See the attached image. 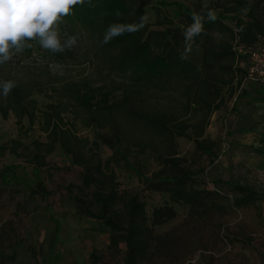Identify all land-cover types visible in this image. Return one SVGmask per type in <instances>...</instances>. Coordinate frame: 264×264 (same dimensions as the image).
I'll return each mask as SVG.
<instances>
[{"label":"trees","instance_id":"16d2710c","mask_svg":"<svg viewBox=\"0 0 264 264\" xmlns=\"http://www.w3.org/2000/svg\"><path fill=\"white\" fill-rule=\"evenodd\" d=\"M204 1L177 4V20L161 7L151 6L153 23L145 20L148 0H85L76 5L58 30L83 39L78 55L95 62L93 72L66 83L67 94L60 95L66 99L47 105L41 122L46 141L34 140L32 148L17 139L0 145V156L9 151L37 168L46 165V155L56 147L81 166L82 189H93L89 197L73 195L72 202L78 215L94 219L108 233V252L119 253L120 244L125 245L123 264H140L152 247L178 252L190 238L202 237L205 227L219 230L220 217L232 208L264 205L262 188L244 183L240 175L212 177L200 162L205 156L212 167L223 146L235 149L237 134L247 131L241 127L229 131L224 126L227 143L206 135L216 110L234 96L237 100L247 94V86L258 90L264 85L243 82L247 50L264 45V0ZM194 17L202 25L191 38L201 49L198 63L181 53L187 40L184 33L196 22ZM141 24L136 31H124L105 42L110 26ZM28 43L31 47L14 53L21 54L17 62L32 56L35 43ZM237 47L245 52L239 53ZM42 53L60 61L75 57L69 48L56 53L42 49ZM34 86L15 84L7 96L0 95L1 114L12 110L17 122L28 117L32 123ZM68 107L83 127L94 129L92 140L60 125ZM180 137L193 142L191 156L179 152ZM101 146L111 150L105 160L99 155ZM139 155L143 161L156 162L158 168L145 174ZM116 165L131 170L145 189L164 195L163 204L148 215L146 202L137 193L119 192ZM9 170V166L0 168V179ZM30 191L31 196L50 193L42 182ZM176 206L186 209L183 219L165 233L153 234V227L176 216ZM15 253L14 247L12 259ZM89 257L93 263L100 260L96 251Z\"/></svg>","mask_w":264,"mask_h":264},{"label":"rangeland","instance_id":"374dc122","mask_svg":"<svg viewBox=\"0 0 264 264\" xmlns=\"http://www.w3.org/2000/svg\"><path fill=\"white\" fill-rule=\"evenodd\" d=\"M208 0H205L206 3ZM183 5H189L191 0H182ZM165 12L170 15L168 11ZM178 12L173 16L178 19ZM155 16L154 11L147 10L145 20L149 22ZM152 17V18H151ZM155 20V19H154ZM153 20V21H154ZM61 43L73 37L59 30ZM32 56H27L17 62L21 54H13L12 59L0 64V84L13 81L34 85L30 99L33 104L34 119L31 123L28 117L17 122L12 110L6 116L0 112V145L7 144L12 139L20 140L25 146L32 148L34 140L46 141V134L41 130L42 113L47 105L59 98L65 100L66 83L77 81L91 75L94 61L78 55L82 38L76 37V43L69 49L75 57L65 61L53 60L43 55L42 47L34 41ZM183 56L199 62L201 50L192 39H187L181 46ZM240 65L244 66L243 63ZM92 79V78H91ZM0 95L4 96L0 86ZM227 105H229L227 103ZM217 110L206 130V135L220 138L227 143L222 126L224 115ZM212 115V116H213ZM219 116V119L217 117ZM63 123L79 137L92 140L94 129L83 127L75 119L70 107L62 113ZM178 150L185 156L194 152V144L187 138L180 137ZM22 151V148L18 150ZM111 150L105 146L99 149L100 157L105 160ZM139 155L141 170L150 175L158 168L153 161H143ZM46 165L37 168L27 158L18 157L6 151L0 156V168L10 167L4 180L0 179V264H123L125 245L120 244L119 253L112 254L105 248L108 244V233L102 230V225L94 219L78 215L72 202L73 195H87L91 188L82 189L80 174L82 167L73 164L59 147L46 155ZM254 164L258 172L248 173L244 183L253 184L258 188L260 179H264V166L258 159L253 162V156L235 149H226L219 153L218 159L210 167L208 158L203 156L201 163L210 169L212 177L227 179L230 175H238L241 166L239 162ZM119 192L137 193L146 202V211L150 215L155 206L163 204L164 195L150 192L131 170L114 166ZM260 169V170H259ZM209 187L212 182L209 179ZM42 182L50 192L47 195L31 196V189ZM232 197L230 190L225 188ZM259 207H234L219 219L221 228L213 230L205 227L200 233L202 237H192L178 252L166 253L162 248L150 250L147 259L140 264H264V205ZM177 207L176 216L160 226L152 228L153 234H162L178 224L185 216L186 209ZM58 223V228L56 225ZM199 234V235H200ZM192 239V241H191ZM195 245H200L195 250ZM16 253L11 258L13 248ZM200 247V248H199ZM91 251H96L99 262L93 263L89 257Z\"/></svg>","mask_w":264,"mask_h":264},{"label":"clouds","instance_id":"9594fccd","mask_svg":"<svg viewBox=\"0 0 264 264\" xmlns=\"http://www.w3.org/2000/svg\"><path fill=\"white\" fill-rule=\"evenodd\" d=\"M85 0H0V64L12 59L14 53L31 47L29 41H38L43 49L53 53L71 48L76 37H69L61 43L59 24L64 16ZM194 19H196L194 17ZM143 25H113L108 37L123 34L124 31H136ZM202 25L198 19L185 31L186 39L199 34ZM5 96L15 86L13 81L0 84Z\"/></svg>","mask_w":264,"mask_h":264},{"label":"crops","instance_id":"0c3cea01","mask_svg":"<svg viewBox=\"0 0 264 264\" xmlns=\"http://www.w3.org/2000/svg\"><path fill=\"white\" fill-rule=\"evenodd\" d=\"M148 1L150 4L147 10L149 9L153 11L151 6H159L163 10L168 11L171 18H173V16L178 12L177 4L182 3V0ZM154 19L155 16L152 19H149V23H153ZM251 87H246L248 91L247 94L238 96L237 100L234 96L228 102L229 105H226L219 110H221L222 114L224 115L222 126H226L229 131L238 127L247 129V131L243 132L242 134H237L236 141L234 142L236 146L235 152H243L246 155L250 154L253 156V162L256 161L257 158L258 161L264 166V85L258 90L251 89ZM235 100L236 105L234 109H231ZM213 117L214 115L211 117V121ZM217 119H219V116ZM237 162H239L237 166H241V171H239L238 175L243 176L244 178L248 173L258 172V169L254 167V164L252 167H249L248 163L243 161ZM258 185H260L262 191H264V179H260Z\"/></svg>","mask_w":264,"mask_h":264},{"label":"built area","instance_id":"2783aa9c","mask_svg":"<svg viewBox=\"0 0 264 264\" xmlns=\"http://www.w3.org/2000/svg\"><path fill=\"white\" fill-rule=\"evenodd\" d=\"M237 50L239 53L245 52L241 47H237ZM246 53L248 59L243 82L264 84V45L249 49ZM226 149V146H223L222 152Z\"/></svg>","mask_w":264,"mask_h":264}]
</instances>
